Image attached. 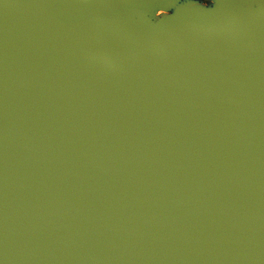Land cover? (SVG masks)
Returning <instances> with one entry per match:
<instances>
[{
  "label": "water",
  "instance_id": "1",
  "mask_svg": "<svg viewBox=\"0 0 264 264\" xmlns=\"http://www.w3.org/2000/svg\"><path fill=\"white\" fill-rule=\"evenodd\" d=\"M0 264H264V0H0Z\"/></svg>",
  "mask_w": 264,
  "mask_h": 264
},
{
  "label": "snow or ice",
  "instance_id": "2",
  "mask_svg": "<svg viewBox=\"0 0 264 264\" xmlns=\"http://www.w3.org/2000/svg\"><path fill=\"white\" fill-rule=\"evenodd\" d=\"M156 3L160 4L162 7L165 5L166 3V0H155ZM203 4V2H201ZM171 8H167L166 10L164 11H158L157 13H160V16L163 17V14L165 13H171Z\"/></svg>",
  "mask_w": 264,
  "mask_h": 264
}]
</instances>
